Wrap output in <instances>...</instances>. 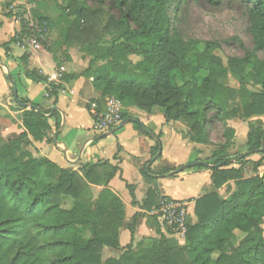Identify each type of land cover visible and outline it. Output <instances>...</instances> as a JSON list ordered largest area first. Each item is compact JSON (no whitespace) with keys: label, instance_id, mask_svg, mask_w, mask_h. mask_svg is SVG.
Listing matches in <instances>:
<instances>
[{"label":"trees","instance_id":"16d2710c","mask_svg":"<svg viewBox=\"0 0 264 264\" xmlns=\"http://www.w3.org/2000/svg\"><path fill=\"white\" fill-rule=\"evenodd\" d=\"M187 1L112 0L110 8L117 15L108 16L103 25V9L89 10L78 0H61L65 5L62 11L74 19L63 30V42L67 47H78L89 60L80 74L64 73L60 77L61 83L80 77L91 79L99 94L96 101L117 99L123 105L125 122L131 120L128 108L160 111L167 123L184 124L191 143H209L216 124L225 129V142L206 163L211 168L179 166L151 171L153 160L161 157L160 136H156L151 159L141 170L152 185L142 202L146 211L156 208L162 197L154 176H175L176 171L194 168L210 172L214 191L189 200L194 203L195 221L188 223L187 219L184 244L166 237L157 218L151 216V228L158 239L147 247L141 242L135 247L128 245L118 258L102 260L104 247L119 249V229L125 218L121 199L108 188L118 169L97 160L73 171L25 151L32 142H52L46 115L56 119L57 131L60 114L17 96L24 131L12 139L0 137V264H264V172L257 174L264 161V119H260L264 118V59L259 57L260 53L264 56V0H236L245 9L253 49L245 50L242 57L228 58L225 64L214 53L218 43L182 37L176 21ZM205 1L215 7L221 4V0ZM35 17L41 27L48 28L46 18ZM25 28L20 22V33L0 46L5 55L9 44L20 41ZM229 75L239 79L238 88L223 85ZM25 78L36 84L48 81L36 70L26 71ZM61 83L49 84L54 107L63 89ZM249 85L258 91H251ZM233 119L247 121L248 128L246 153L235 163L237 167L226 157L234 137L227 121ZM132 125L137 131L149 132L138 121ZM250 155L260 159L252 162L255 175L243 178L242 164ZM90 185L102 187L95 199ZM224 186L230 188L228 198L218 193ZM140 216L132 218L131 236ZM235 232L243 236L234 244Z\"/></svg>","mask_w":264,"mask_h":264},{"label":"crops","instance_id":"0c3cea01","mask_svg":"<svg viewBox=\"0 0 264 264\" xmlns=\"http://www.w3.org/2000/svg\"><path fill=\"white\" fill-rule=\"evenodd\" d=\"M3 3L4 6H7L6 4L11 3V0H0V46L8 43L11 38L19 34L18 23L15 20V16L10 11H7V8L6 12L3 11ZM16 3H18V0ZM19 42L17 44H19ZM22 49L20 55L13 53L11 44L8 46L7 55L0 50V121L5 122L4 125H1V133L7 136L8 134L18 135L24 131L20 118L15 117L19 112L13 111L17 109V105L15 99H13L12 88L8 80H6L7 74H9L13 77L18 97L27 99L30 103L38 105L39 108L45 111L56 109L60 114V125L63 121V127L55 131L54 125L56 119L51 117L50 114L48 115V123L51 126L48 137L52 142L49 143L46 139L41 142H32V155L34 157H45L59 167L71 169L73 171H78L82 166L88 163H95L97 160L107 162L109 165L118 169V172L108 184V188L121 199L125 212L124 221L119 229L120 246L117 250L122 251L126 246L130 245L132 241L135 245L143 237L154 240L158 239V237H156L158 235L151 228L150 224V217L155 216V207H152L150 211H146L142 205L152 185L148 184L144 177L139 175L146 163L151 159V149L155 145V137L160 136L161 161L159 162L154 159L150 165V170L156 173L165 165H171L172 168H177L195 161H202L208 164L212 153L217 149V143H191L185 136L186 130L177 127V122L167 123L160 111H153L152 113L143 111V113L139 115L136 108L133 107L128 108L126 111L128 117L131 118L132 113L138 115L139 118L135 120H138V122L142 124L143 130H149L148 134L144 131L135 130L132 122L130 125H126L127 122H125L124 126L117 127L108 134L93 133L92 119L87 111V103L88 101L97 99L99 94L93 89L91 84L92 80L80 77L76 80L60 82V77L64 73L80 74L83 71L82 69L78 71L68 70L67 66L69 63L73 62L75 65L76 57L71 54V60L66 59L64 63L59 61L55 63L53 60L55 58H51L48 53H41L32 47L28 49L22 47ZM23 60L25 64H23L24 66L22 68L21 61ZM32 70H36L39 76L46 77L48 79L47 83L40 82L36 84L25 78L26 71ZM51 75H56L58 78V81L53 83H61L63 87L62 91L58 94L55 107L53 106V100L49 98V84L52 83L49 78ZM40 97L47 99L49 106H45L43 102H40ZM85 114L87 117H83ZM260 119L263 120L264 118ZM7 121L9 122L8 124H6ZM244 123H239V121L237 122L235 119L227 121V126L234 130V137L226 151L227 159L231 160L230 152L234 145H236L237 129L239 127L242 130V136L245 137L246 142L248 128L247 123ZM97 135H104V137L94 141ZM54 138L57 144H53ZM207 150L209 151L206 153ZM245 153L246 147L244 143V151L242 150V154ZM249 157L251 156L246 157V160L252 162H256L260 159V157L258 159ZM126 165L130 166L133 170L132 176L126 172ZM232 166L237 167L235 164ZM260 169L261 168H258V170ZM194 170L195 169H192L187 175H185L184 172H179L176 173L175 176H170L173 173L166 176H154L156 177V186L160 196L175 201L189 202V200L197 199L205 194L213 192L210 172L204 169L200 171ZM258 170L257 174L261 176L264 169L262 171ZM200 175L207 180V188L209 189L206 190L205 193L199 192L196 196L188 195L184 198L176 196L177 185L180 181L184 180V177ZM181 176L184 177L181 178ZM229 184L233 189V182ZM101 189L102 187L99 186H89V190L94 199ZM202 189L203 187L201 190ZM193 191L197 192L198 189H193ZM185 192L191 191L187 189ZM221 192L222 188L219 189L218 193L220 194ZM193 208L194 203L189 202V213H193ZM136 214L141 216L136 218L134 233L131 236L129 226L132 223L133 216ZM190 218L193 219L194 215H191ZM192 222H194V220ZM157 223L160 225L161 232L166 237L174 238L180 245L184 244L182 239L167 233L158 220ZM121 230H128L125 237L122 235Z\"/></svg>","mask_w":264,"mask_h":264},{"label":"rangeland","instance_id":"374dc122","mask_svg":"<svg viewBox=\"0 0 264 264\" xmlns=\"http://www.w3.org/2000/svg\"><path fill=\"white\" fill-rule=\"evenodd\" d=\"M58 2L62 3L61 0H18V3H16V1H12L11 3L7 4L5 3L7 6H4L3 3V11L6 12L7 8V11H10L15 16V20L18 23L17 26L19 28V33L20 22H24L26 25V31L22 35L21 41L19 42V44L11 43V49L13 50L14 54L20 55L22 47H25V49H28L30 47L33 48V46L30 44V41L31 39H36L38 46L36 47V49L34 48L36 51H39L41 53H48L51 58H55L53 59L55 63H57L56 61L64 63L66 59L71 60L70 56L72 54L74 57H76V66L73 64V62H71L67 66L68 70H85L89 58L83 52H81L78 47H67L63 42V38L61 36L63 34V30L70 27L74 19L68 14L66 10L64 12L62 11L65 8L64 3L58 4ZM78 2L80 6L85 7L89 10H92L94 8L103 9L105 12V16L101 21L103 25L106 23L108 16L117 15L116 12L114 10H111L110 8L112 0H102L101 3H97L96 0H78ZM36 14L41 15L48 20L49 26L47 29L39 25L38 20L35 17ZM176 27L185 40L213 41L218 43L219 48L215 50L214 53L221 58L224 64L226 63L228 58L242 57L245 50L253 49L252 39L248 32L249 23L245 13V9L243 5L236 0H221V4L216 7L208 4L205 0H188L185 4L182 5V8L178 13ZM259 57L264 59V56L261 53L259 54ZM131 59L133 61L136 60L134 56H132ZM23 64L25 63L22 62V68L24 66ZM222 83L223 85L230 88H238L239 79L232 75H229L226 80L222 81ZM248 88L254 92L258 91V88L253 85H249ZM39 101L43 102L45 106H49L47 99L40 97ZM89 102L90 101H88V103ZM227 102L230 103L231 100L227 99ZM16 107L17 109L13 111L19 113L14 115L16 118H20L22 110L18 106ZM136 110L139 115L143 113L142 110ZM83 117H87L86 114ZM138 118V115H134V113H132V117L130 119L135 120ZM235 120H237V122L239 121V123H247V121H243L240 119ZM8 123L9 122L7 121L6 124ZM4 124V121H0V137L3 140L12 139L15 134H8L7 136H5L1 133V125ZM130 124L131 122L129 121L126 123V125ZM176 126L186 130V127L181 122H177ZM237 131L238 133L236 137V145H234L230 152L231 161L233 162V164L238 163V161L241 159V155L245 156V154H242V150L244 151L245 137L242 136V130L240 127L237 129ZM225 133V129H223L222 126H220L219 124L214 125L211 128L209 143H217V147L222 146V144L225 142ZM98 136L99 135H97L96 137ZM32 148L33 147H28L24 150L32 153ZM208 151L209 150H207L206 153ZM16 156H18V154ZM250 156L252 157V159H258L260 157L259 155ZM156 161L160 162L161 157ZM235 165L238 166V164ZM242 165L243 178H249L255 174L253 171L252 161H244ZM162 168H172V166L165 165ZM260 168L261 169L258 171H262L264 169V163ZM194 169L197 170V168ZM125 170L130 174V176L133 175V170L130 168V166L126 165ZM191 170L185 171L184 174H189ZM139 175L143 177L142 172ZM184 176H181V178ZM177 186L176 196L180 198H184L188 195L196 196L199 192L205 193L206 190L209 189L207 188V180L206 178H203L202 175L186 176L184 177L183 181H180L178 183ZM202 187L203 189L201 190ZM187 189L191 192H185L187 191ZM193 189H198V191L195 192L193 191ZM229 189V186H224L222 188L220 196L223 198H228ZM191 215H193V213H189V217H191ZM193 220L195 221V216L193 219L188 218V223L192 222ZM262 228L264 230V222ZM127 231L128 230H121L124 237ZM242 236L243 235L240 232H235L232 237V241L234 242V244L237 243ZM153 240L154 239L143 237L138 243L141 242L142 246L147 247ZM135 245L133 244V241L130 244V246L132 247H135ZM121 253L122 251L120 250L104 247L102 249V260L110 257L117 258Z\"/></svg>","mask_w":264,"mask_h":264},{"label":"built area","instance_id":"2783aa9c","mask_svg":"<svg viewBox=\"0 0 264 264\" xmlns=\"http://www.w3.org/2000/svg\"><path fill=\"white\" fill-rule=\"evenodd\" d=\"M30 44L36 49V39H31ZM49 80L57 82L56 75H51ZM88 114L92 119V132L108 134L123 122V105L113 97H107L98 103L96 99L88 103ZM157 220L165 228L171 230L174 237L182 239L186 232L187 219L189 217V202L175 201L166 197H159L154 211Z\"/></svg>","mask_w":264,"mask_h":264},{"label":"water","instance_id":"95a60500","mask_svg":"<svg viewBox=\"0 0 264 264\" xmlns=\"http://www.w3.org/2000/svg\"><path fill=\"white\" fill-rule=\"evenodd\" d=\"M7 80H8V83H9L10 87L12 88L13 97H14V99H16V98H17V90H16V86H15V83L13 82V80H12L11 75L7 74ZM24 106H25L27 109H31V108H32V106H30V105H24ZM36 110L39 111L38 108H36ZM46 117H48V115H46ZM130 122L133 123V122H137V121H135V120H130ZM124 124H125V121H124L119 127L124 126ZM62 127H63V121H62V124L60 125V129H61ZM103 137H104V135L99 136V137L95 138L94 141L99 140V139H102ZM54 144H57L55 138H54ZM160 154H161V150L158 151V155H160ZM155 159H156V158H155ZM196 166H207V167H209V168L212 167V166L207 165V164H205V163H203V162H201V161H195V162L189 163V164H187V165H184V168L187 169V168H190V167H196ZM179 172H180V171H176L175 174H176V173H179Z\"/></svg>","mask_w":264,"mask_h":264}]
</instances>
